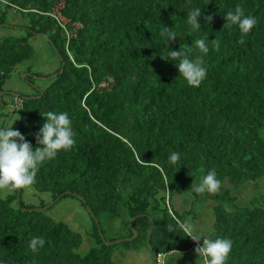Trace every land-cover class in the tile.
Wrapping results in <instances>:
<instances>
[{
  "label": "trees",
  "instance_id": "1",
  "mask_svg": "<svg viewBox=\"0 0 264 264\" xmlns=\"http://www.w3.org/2000/svg\"><path fill=\"white\" fill-rule=\"evenodd\" d=\"M237 5L257 20L243 44L238 26L224 27L225 14ZM197 7L201 27L193 32L187 14ZM0 23L19 26L16 36L0 39V128L10 114L5 106H13L7 127L35 149L43 115L66 112L75 140L71 150L39 166L20 204L17 191L0 197V264H125L115 251L148 248L152 221L157 255L191 253L203 243L178 228L173 217L182 220L171 209V195L186 193L199 172L203 179L210 170L233 187L264 180V0H0ZM164 27L175 40L161 35ZM38 38L48 39L57 56L48 74L21 69L34 57ZM197 39H205L209 52L203 56L207 75L194 88L167 58L172 50L190 59L201 55ZM23 71L56 76L40 79L44 85L30 97H15L7 84ZM172 152L180 153L176 165L169 163ZM27 193L37 201L29 202ZM223 195L215 196L221 203L209 204L210 239L232 241L225 264H264V201L233 209ZM66 199L89 207L104 236L87 211L94 245L85 254L82 234L51 215ZM105 216L127 217L130 239L136 218L137 238L108 245L115 239L106 238ZM34 237L45 240L36 253L29 248Z\"/></svg>",
  "mask_w": 264,
  "mask_h": 264
},
{
  "label": "clouds",
  "instance_id": "2",
  "mask_svg": "<svg viewBox=\"0 0 264 264\" xmlns=\"http://www.w3.org/2000/svg\"><path fill=\"white\" fill-rule=\"evenodd\" d=\"M200 16L201 9L198 7L187 14V23L191 25L193 32L201 27L199 23ZM206 19L211 22L212 17L208 16ZM225 19L224 27L238 26L241 33L239 40L241 44L245 42L244 37L251 32L257 23L256 18L246 16L239 5L236 6L234 11H228L225 14ZM161 35H166L168 42L175 40L177 37L174 31H170L169 28L165 27ZM212 43L214 50L219 51L220 41L214 39ZM195 47L201 55H197L194 59H190L189 55L182 50L170 51L167 59L177 61L180 76L183 77L189 86L198 88L207 75V70L203 66V56L207 55L209 48L205 39H197ZM43 116L46 118V122L36 134L37 144L41 145V147H36L35 149L19 131L7 126L0 128V191L15 192L17 190L30 189L35 183L41 164L54 159L59 151H69L73 148L75 144L74 132L68 114L66 112L57 114L48 111ZM168 159L171 165H176L180 160V153L172 152ZM220 187L221 182L217 179L215 170H210L193 191L201 195L204 193L216 194L219 192ZM173 218L176 220L178 228L187 237H190L195 242L201 240L202 237L200 235L194 234V227L191 223ZM167 228L169 232L174 230L171 225H168ZM44 244L45 240L42 237H34L29 242V248L33 253H36ZM231 250L232 241L230 239L217 238L213 241L203 238V245L196 247L194 251L198 254V257L203 258L204 264H225Z\"/></svg>",
  "mask_w": 264,
  "mask_h": 264
},
{
  "label": "rangeland",
  "instance_id": "3",
  "mask_svg": "<svg viewBox=\"0 0 264 264\" xmlns=\"http://www.w3.org/2000/svg\"><path fill=\"white\" fill-rule=\"evenodd\" d=\"M18 18L13 17L12 14L9 15V20L13 22H17ZM17 28H19V26L0 23V39L8 36H16L17 32L15 29ZM32 44L35 49V55L31 60L24 62V64L21 66V69L31 66V68L33 67V72L44 74H48L54 70L57 56L55 51L51 48L48 39L45 40L44 38H38L33 40ZM54 75L55 74L49 76H37L35 74L29 73L28 71H23L20 75L14 74L12 80L7 84V88L10 90L7 92L10 94H19L23 97H30L36 90L37 86L44 85L42 82L43 79H52ZM31 76L35 80H38H36L35 83L30 81L29 79ZM27 77H29V79H26ZM11 101L13 102V98ZM10 115L11 113L9 116ZM201 174V172L198 173L197 177H195L194 181L190 184L186 193L172 194L170 205L174 213L179 218H181L183 222H189L193 225L195 233L202 237L200 241L203 243V238L210 239L214 224L213 217H211L212 215L209 204L214 205L221 203V201L217 202L215 199L216 194H221L222 197L220 199H222L224 197L223 194L225 193V199L227 202H229V198H231L233 201L231 207L233 209H243L250 207L253 205V203H257L260 199L264 201V184L262 183L264 180L259 179L254 182L242 184L238 187H233L230 182L225 180L221 182V187L218 193H204L202 195H196V192L193 191V189L199 186V184L202 182ZM251 184H254V186L252 187ZM8 193L9 191H0V197H5ZM207 197L209 202H206ZM26 198H30L28 200L29 202L37 201L29 193H27ZM51 215L55 216L57 221L66 222L72 229H74V231L82 234L84 237V245L80 249V254H85L87 251H89L92 245H94V242L90 238L92 234L91 217L78 200H63L56 208L52 210ZM125 221H127V217H123L119 220H109L108 216L102 218L103 231L106 235V238L108 237V239H115L113 241H124L128 240V238L130 239V237H128L129 231L125 226ZM121 248L123 249V247ZM115 256L123 260L125 264H154V259L149 248H141L137 253H128L127 251L124 253V251L118 249L115 251ZM195 256H197L195 251H193L189 257H177V255L168 254L164 262L166 264H186L187 261L192 260L190 263L196 264L198 261L194 260Z\"/></svg>",
  "mask_w": 264,
  "mask_h": 264
},
{
  "label": "water",
  "instance_id": "4",
  "mask_svg": "<svg viewBox=\"0 0 264 264\" xmlns=\"http://www.w3.org/2000/svg\"><path fill=\"white\" fill-rule=\"evenodd\" d=\"M56 75H54V77H55ZM3 93L4 92H1L0 93V96H2L3 95ZM17 96H18V94H16ZM0 101H1V99H0ZM8 110H10V113H11V115L7 118V120H6V122H5V125H4V127L5 126H7L8 125V122L10 121V119L12 118V116L14 115V112H15V110H14V108L12 107V106H5ZM65 194H70V192H66V193H63L61 196H59L58 198H56L54 201H52V202H50L47 206H45L44 208H41V209H39V211L40 210H47V209H49L50 207H52L53 205H55ZM77 197H79V198H82L81 196H79V195H77V194H75ZM20 200H21V190H17V203L18 204H20ZM88 211L90 212V214L94 217V219L96 220V222H97V226L99 227V222H98V220H97V217H95V215H94V213L92 212V210L88 207ZM136 220V218H134L132 221H131V224H130V227H131V230L133 231V233H134V237L133 238H131V239H134V238H136L137 236H138V233L132 228V226H133V224H134V221ZM154 226H155V222L154 221H152V225H151V227H150V229H149V231H148V236H147V245H148V247L152 250V247H151V244H150V242H151V236H152V231H153V228H154ZM99 232H100V234H101V236L103 237V234H102V232H101V230L99 229ZM131 239H128V240H131ZM121 241H123V240H119V241H114V242H107V244H109V245H112V244H117V243H120ZM154 256H155V260H156V252L154 251Z\"/></svg>",
  "mask_w": 264,
  "mask_h": 264
},
{
  "label": "bare ground",
  "instance_id": "5",
  "mask_svg": "<svg viewBox=\"0 0 264 264\" xmlns=\"http://www.w3.org/2000/svg\"><path fill=\"white\" fill-rule=\"evenodd\" d=\"M43 36V35H42ZM14 96L15 97H18L16 94H14ZM13 107V106H12ZM14 108V107H13ZM7 109V108H6ZM14 110H15V108H14ZM9 123V122H8ZM8 126V125H7ZM54 206V205H53ZM88 211V210H87ZM89 212V211H88ZM98 227V226H97ZM132 228H133V226H132ZM100 229V227H98V230ZM130 229H131V227H130ZM154 229V228H153ZM133 232V231H132ZM153 232V231H152ZM99 234H100V232H99ZM134 234V233H133ZM100 236H101V234H100ZM147 236H148V234H147ZM152 237V236H151ZM101 238H103L104 239V236L102 237L101 236ZM137 238V237H136ZM135 239V238H134ZM131 240H133V239H131ZM131 240H124V241H131ZM124 241H121L120 243H122V242H124ZM107 243V242H106ZM117 244H119V243H117ZM150 244H151V242H150ZM109 245V244H108ZM112 245H116V244H112ZM147 247H148V245H147ZM149 248V247H148ZM150 249V248H149ZM150 251L152 252V255H153V259H154V264H165V262H164V260H165V256H163V255H157V253H156V260H155V256H154V250L152 249H150Z\"/></svg>",
  "mask_w": 264,
  "mask_h": 264
},
{
  "label": "crops",
  "instance_id": "6",
  "mask_svg": "<svg viewBox=\"0 0 264 264\" xmlns=\"http://www.w3.org/2000/svg\"><path fill=\"white\" fill-rule=\"evenodd\" d=\"M194 233H195V231H194ZM196 234V233H195ZM194 251V250H193ZM193 251L190 253V252H188V253H177V254H175V255H177V257H185V256H187V257H189L192 253H193ZM194 260L196 261H198V262H196V264H202L201 262H199V257H198V254H197V256H195V258H194ZM192 260H190V261H187V263L186 264H191L190 262H191Z\"/></svg>",
  "mask_w": 264,
  "mask_h": 264
}]
</instances>
